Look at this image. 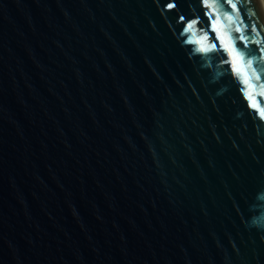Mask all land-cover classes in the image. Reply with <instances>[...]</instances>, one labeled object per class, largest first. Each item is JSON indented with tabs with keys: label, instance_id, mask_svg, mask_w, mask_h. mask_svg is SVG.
<instances>
[{
	"label": "water",
	"instance_id": "95a60500",
	"mask_svg": "<svg viewBox=\"0 0 264 264\" xmlns=\"http://www.w3.org/2000/svg\"><path fill=\"white\" fill-rule=\"evenodd\" d=\"M195 7L0 0V264H264V0Z\"/></svg>",
	"mask_w": 264,
	"mask_h": 264
},
{
	"label": "snow or ice",
	"instance_id": "6c2138e0",
	"mask_svg": "<svg viewBox=\"0 0 264 264\" xmlns=\"http://www.w3.org/2000/svg\"><path fill=\"white\" fill-rule=\"evenodd\" d=\"M250 2V0H249ZM181 3H187L190 8H192L193 5L196 7L193 8V11H199L202 16H207L209 13L205 10L207 7L211 4L219 5L220 10L222 11V14L225 17H231L233 9H237L240 3V0H153V4L156 6H159V11L163 13L165 16H172L176 15V12L173 10H176L179 8V5ZM242 11V10H241ZM178 20L183 22L187 20V25L184 26V30L187 31L188 26H191L195 21L193 19L188 18L185 14H179ZM252 31H256L257 25L253 24L251 26ZM217 32H220L219 28H216ZM218 39L224 42L222 44L223 48H225L229 55L233 58V63H235L237 60L241 57V52L236 51L230 42L227 41V37L221 33L218 36ZM240 41L243 44L244 48L248 47L247 42L245 41V38L241 36ZM258 54L261 58H264V47H260L258 50ZM243 55H248L247 53H243ZM249 60H252L253 57L248 56Z\"/></svg>",
	"mask_w": 264,
	"mask_h": 264
}]
</instances>
